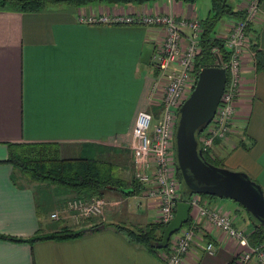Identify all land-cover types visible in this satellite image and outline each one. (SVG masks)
I'll use <instances>...</instances> for the list:
<instances>
[{"label": "crops", "instance_id": "0c3cea01", "mask_svg": "<svg viewBox=\"0 0 264 264\" xmlns=\"http://www.w3.org/2000/svg\"><path fill=\"white\" fill-rule=\"evenodd\" d=\"M224 1L233 11H244L246 0ZM210 5V0H159L144 5L58 7L38 13L0 11V161L7 158L8 143H50L60 146L63 158L108 161L116 155L109 162L117 166L119 175L133 174L134 119L142 111L154 116V124L159 118L149 90L158 75L152 56L164 32L143 23H80L79 12L96 18L172 15L201 23L210 15ZM235 21L225 16L214 37L222 38ZM247 33L264 60V0ZM255 62L245 52L232 133L215 142L210 156L221 163L219 167L245 173L264 195V70H258ZM11 173V167L0 162V235L30 238L64 225L49 222L47 216L74 194L48 184L18 187ZM132 178H123L126 186L105 193L102 215L81 230L101 229L66 241L0 240V264H165L161 252H150L116 230L157 223L158 200L148 198L144 187L134 192ZM184 199L188 202L189 196ZM199 203L227 214L236 229L250 233L252 222L241 206L220 198H200ZM196 212L190 209V220ZM197 224L204 231V243L212 244L213 254L194 248L182 264L235 262L241 253L236 242L202 218ZM248 264H256L255 259Z\"/></svg>", "mask_w": 264, "mask_h": 264}, {"label": "built area", "instance_id": "2783aa9c", "mask_svg": "<svg viewBox=\"0 0 264 264\" xmlns=\"http://www.w3.org/2000/svg\"><path fill=\"white\" fill-rule=\"evenodd\" d=\"M261 0H246L244 18L235 21L222 38L224 48L229 53V61L224 68L227 81L220 102L211 123L199 139V149L207 153L216 141L225 140L233 129L235 102L240 86L241 63L245 52L255 56L247 33L260 12ZM80 23L138 24L156 25L163 29L164 36L152 56V67L158 75L149 90V98L160 109L154 124V116L149 112H138L131 129L134 160V178L146 189V196L157 199L159 212L157 223L166 226L174 217L176 204L181 200L180 183L176 177L177 166L174 153V132L178 110L189 97L197 81L195 60L200 53L201 23L197 19H175L172 15L126 16H86L79 12ZM189 33H185V32ZM187 93L189 95L187 96ZM153 103V104H154ZM188 203L196 209L197 215L187 227L181 229L169 240V249L160 253L165 264H182L184 258L194 249L208 255L213 254L211 243H204V231L197 224L202 218L232 239L239 246V264H248L253 258L256 264H264V244L251 247L248 234L234 227L231 218L199 203L198 195L189 198ZM107 202L103 198H72L53 211L49 218L63 226L74 227L102 215Z\"/></svg>", "mask_w": 264, "mask_h": 264}, {"label": "trees", "instance_id": "16d2710c", "mask_svg": "<svg viewBox=\"0 0 264 264\" xmlns=\"http://www.w3.org/2000/svg\"><path fill=\"white\" fill-rule=\"evenodd\" d=\"M159 0H0V11L14 13H38L43 10L58 7L83 8L92 4L106 5H144ZM182 2H196L197 0H180ZM210 15L201 21L202 34L200 36V53L196 57L195 67L197 72L206 67L220 66L225 68L229 61V53L224 48L222 39L215 38L216 26L225 16H230L240 21L244 18L243 12L233 11L224 0H210ZM249 29V27H248ZM247 29V31H248ZM251 49L254 52V60L258 70H264V60L257 45L251 43ZM206 128L196 133L198 141L204 134ZM7 158L0 161L11 167V181L18 187H24V184H48L63 188L75 197L103 198L107 191L118 190L126 186L123 178L119 176L117 166L106 160H97L93 158H63L58 144L50 143H8ZM200 148V147H199ZM205 160L215 166H220L213 161L207 153H203ZM176 177L180 183L181 200L189 190L184 186L179 171ZM132 186L134 192L141 191L142 187L133 177ZM196 195L192 194L191 196ZM190 196V197H191ZM189 197V198H190ZM200 198H217L208 195H198ZM240 206V205H239ZM252 222L250 233L248 234V243L251 247L264 244V224L259 223L247 213ZM56 223V222H55ZM190 223L188 219L181 229L187 227ZM165 226L158 223L148 224L141 229H131L126 227H116V230L122 232L130 242L144 246L153 253L167 251L169 244L165 249L158 250L157 246L161 241L162 232ZM180 229V230H181ZM86 232L83 230L71 229L68 226H59L53 233L40 234L36 232L30 238H17L13 236L0 235V240L15 243L33 244L38 241H66L75 239ZM236 262V263H235ZM230 264H239L238 258Z\"/></svg>", "mask_w": 264, "mask_h": 264}, {"label": "water", "instance_id": "95a60500", "mask_svg": "<svg viewBox=\"0 0 264 264\" xmlns=\"http://www.w3.org/2000/svg\"><path fill=\"white\" fill-rule=\"evenodd\" d=\"M226 81V72L219 62L217 66L201 69L193 91L179 108L174 132L177 172L179 171L182 182L191 195L230 200L264 224V195L260 186L243 172L231 171L207 162L198 147L196 133L211 123ZM184 195L191 196L186 193ZM190 209L187 201L176 204L173 219L163 229L158 250L165 249L170 238L187 223Z\"/></svg>", "mask_w": 264, "mask_h": 264}, {"label": "rangeland", "instance_id": "374dc122", "mask_svg": "<svg viewBox=\"0 0 264 264\" xmlns=\"http://www.w3.org/2000/svg\"><path fill=\"white\" fill-rule=\"evenodd\" d=\"M217 29H218V27H217ZM216 29V30H217ZM189 95V93H187V96ZM160 110V109H159ZM132 150V149H131ZM114 156H116V155H114ZM114 156L112 155V158L114 159ZM112 158H110V160H108V161H112L111 159ZM116 159H118V158H116ZM123 161H120L119 163H122ZM217 163V162H216ZM129 164H130V162H129ZM133 164H134V161H133ZM217 164H219L220 166H221V163L220 162H218ZM219 167V166H218ZM229 170V169H228ZM231 171H233V170H231ZM119 172V171H118ZM236 172H238V171H236ZM126 174L128 175V176H123L122 175V177L123 178H125V179H130V177L132 176V177H134V165H133V174L131 173L130 175L127 173V171H126ZM120 177H121V175H119ZM121 177V178H122ZM56 188H59V189H63V188H60V187H56ZM63 190H65V189H63ZM180 192H181V189H180ZM49 194H52V192L50 191L49 192ZM40 196H42V193L40 192L39 194H38V198H40ZM73 198H76L75 196L73 197ZM225 201H227V202H230L233 206H235V207H237V208H241L238 204H236V203H234V202H232V201H230V200H226V199H224ZM68 201V200H67ZM56 210V209H55ZM54 210V211H55ZM242 210V209H241ZM243 213H245L244 211H243ZM47 218H48V221L49 222H52V221H50V218H49V215L47 216ZM92 220V219H91ZM90 220H88V221H85V222H83L82 224H79V225H76V226H74V227H70V226H68V227H70L71 229H75V230H80V229H82L83 228V226H85L86 225V223L87 222H89ZM57 223H59V222H57ZM63 226V225H62ZM60 227H61V225H60ZM176 234V233H175ZM174 234V235H175ZM174 237V236H173ZM172 237V238H173Z\"/></svg>", "mask_w": 264, "mask_h": 264}]
</instances>
